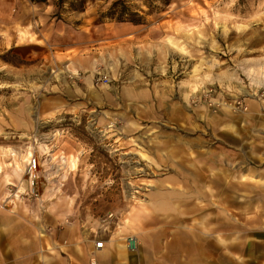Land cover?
Masks as SVG:
<instances>
[{
    "label": "rangeland",
    "instance_id": "374dc122",
    "mask_svg": "<svg viewBox=\"0 0 264 264\" xmlns=\"http://www.w3.org/2000/svg\"><path fill=\"white\" fill-rule=\"evenodd\" d=\"M113 1L0 0V263H15L7 223L55 255L68 228L111 229L109 212L139 243L133 216L166 188L211 226L264 195L245 186L264 167V0H121L144 23L99 21ZM75 44L93 66L71 75Z\"/></svg>",
    "mask_w": 264,
    "mask_h": 264
},
{
    "label": "crops",
    "instance_id": "0c3cea01",
    "mask_svg": "<svg viewBox=\"0 0 264 264\" xmlns=\"http://www.w3.org/2000/svg\"><path fill=\"white\" fill-rule=\"evenodd\" d=\"M117 29L121 32L124 27L118 26ZM61 53L59 61H63L65 69L71 75L93 66L91 49L75 44ZM53 58L56 59V56ZM84 79L91 82L89 76ZM1 166L0 173L5 174V167ZM252 166L246 167L245 186L248 188L252 181V185H259L264 191V167L254 169ZM253 181H257L256 184ZM165 190L162 197L151 198L148 214H143L142 209L135 212L134 233L138 234L140 242L134 250L128 248L125 240L127 234L118 229L121 220L112 212L115 219L111 229L99 228L98 231L90 229L82 232L73 226L61 232L62 238L70 245L62 246L64 248L56 251L55 255L37 252L35 244L29 245L28 237L15 235L13 228L7 223L6 230L12 236L10 241L7 237L6 248L10 247L12 252V257L8 260L11 259L14 264H35L32 263V258L37 257V264H89L91 256L97 259L98 264H264V195L255 201L247 194L244 205L246 209L241 210L246 215L244 223L238 221V202L235 200L233 204L230 203L229 211L218 206L220 210L228 212L225 224H219L216 220L211 226V222H206L205 209L203 216L199 215L200 211L191 216L189 206H186V210L176 212L178 203L170 197L168 189ZM99 239L103 241V247L95 249L94 241ZM50 240L48 236L44 243L48 244ZM27 248L30 249L26 252Z\"/></svg>",
    "mask_w": 264,
    "mask_h": 264
},
{
    "label": "built area",
    "instance_id": "2783aa9c",
    "mask_svg": "<svg viewBox=\"0 0 264 264\" xmlns=\"http://www.w3.org/2000/svg\"><path fill=\"white\" fill-rule=\"evenodd\" d=\"M105 81H108L107 78H103ZM39 161L38 158L35 157L34 155H30L26 161V168H25V173L28 176V184L30 188V192L33 195H36V184H37V178H38V170H39ZM115 215L113 213H108L105 216H103L101 222L102 225L108 228V224H112ZM110 226V225H109ZM126 244L130 250H134L138 244V241L135 237L133 236H128L126 238ZM94 247L95 249H100L103 247V241L102 240H95L94 241ZM89 264H97V260L95 257H91L89 259Z\"/></svg>",
    "mask_w": 264,
    "mask_h": 264
},
{
    "label": "trees",
    "instance_id": "16d2710c",
    "mask_svg": "<svg viewBox=\"0 0 264 264\" xmlns=\"http://www.w3.org/2000/svg\"><path fill=\"white\" fill-rule=\"evenodd\" d=\"M170 0L163 1V4L168 5ZM73 10H83V4L79 8H73ZM104 18L113 19L115 21H129L134 24L144 23L145 17L139 12L130 9L121 0H115L111 3L109 8L99 14V21Z\"/></svg>",
    "mask_w": 264,
    "mask_h": 264
}]
</instances>
